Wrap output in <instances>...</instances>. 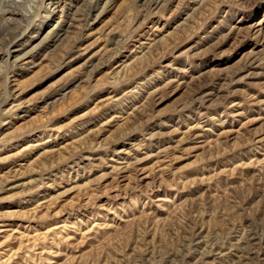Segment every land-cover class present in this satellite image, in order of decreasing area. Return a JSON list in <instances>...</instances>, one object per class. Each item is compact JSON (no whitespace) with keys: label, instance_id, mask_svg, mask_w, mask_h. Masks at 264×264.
Instances as JSON below:
<instances>
[{"label":"rangeland","instance_id":"rangeland-1","mask_svg":"<svg viewBox=\"0 0 264 264\" xmlns=\"http://www.w3.org/2000/svg\"><path fill=\"white\" fill-rule=\"evenodd\" d=\"M150 1L0 0V264H264V0Z\"/></svg>","mask_w":264,"mask_h":264},{"label":"bare ground","instance_id":"bare-ground-1","mask_svg":"<svg viewBox=\"0 0 264 264\" xmlns=\"http://www.w3.org/2000/svg\"><path fill=\"white\" fill-rule=\"evenodd\" d=\"M159 0H152V1H150L149 2V4L150 5H153V6H156V5H158L159 3ZM2 7L4 8V10L2 11V17L4 16V14H6V15H9V16H14L15 14H17V13H15L13 10H8V5L7 4H5V2L3 3V5H2ZM154 8V7H153ZM18 32V30L17 29H12V28H10V27H8V26H5V27H3V28H0V48H2L3 47V45L7 42V41H9L11 38H13L14 36L16 37V33ZM253 236V235H252ZM251 236V237H252ZM211 237H213L212 235H211ZM244 237V236H243ZM248 237H250V236H248ZM250 237V238H251ZM246 239V238H245ZM249 239V238H248ZM247 239V240H248ZM213 240V239H212ZM243 240V239H242ZM239 241V240H238ZM249 241V240H248ZM252 241V240H251ZM236 243V242H235ZM239 243V242H238ZM237 243V244H238ZM242 243V242H241ZM248 243V242H247ZM234 244V243H233ZM232 244V245H233ZM236 244V245H237ZM251 244V243H250ZM231 245V246H232ZM188 246V245H187ZM199 246V245H198ZM242 246V245H241ZM211 247V246H210ZM209 247V248H210ZM235 248V247H234ZM262 248V247H261ZM210 251H211V248L209 249ZM220 250V249H219ZM233 250V249H232ZM261 250V249H260ZM208 251V250H207ZM216 252V251H215ZM218 252V251H217ZM237 252V251H236ZM245 252V251H244ZM244 252H240V253H244ZM258 252V251H257ZM172 253H173V251H172ZM203 253V252H202ZM211 253V252H210ZM209 253V254H210ZM238 253V252H237ZM259 253V252H258ZM257 253V254H258ZM208 254V255H209ZM212 254V253H211ZM218 254H220V253H218ZM252 253H250V255H251ZM260 254V253H259ZM169 255H171V254H169ZM207 255V254H206ZM217 256V255H216ZM169 257H171V256H169ZM243 257H245V256H243ZM249 257V256H248ZM202 258H204V256L202 257ZM169 259V258H168ZM249 259V258H248ZM247 259V260H248ZM164 261H166V260H164ZM160 262H162V259H161V261ZM167 263V262H166ZM164 264V263H163Z\"/></svg>","mask_w":264,"mask_h":264}]
</instances>
